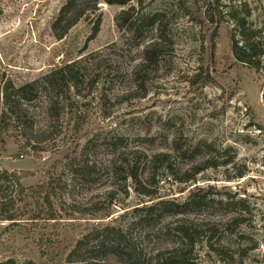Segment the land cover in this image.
<instances>
[{
	"label": "rangeland",
	"instance_id": "rangeland-1",
	"mask_svg": "<svg viewBox=\"0 0 264 264\" xmlns=\"http://www.w3.org/2000/svg\"><path fill=\"white\" fill-rule=\"evenodd\" d=\"M66 1L0 0V115L7 82L19 87L79 58L83 75L81 92L72 90L60 102L61 132L40 143L38 157L18 155L24 141L19 130L3 135L0 167L31 175L21 180L24 191L13 182L4 190L13 204L4 215L0 212V261L67 264L79 238L111 225L128 234L139 264L175 249L192 250L187 257L194 264H264V55L255 71L237 62L232 51L233 38L241 41V20L260 32L256 40L264 50V0H221L218 29L193 18L190 8L200 7V0H186L188 7L182 0H131L127 5L98 0L96 9L59 40L52 24ZM132 6L137 19L163 14V32L150 24L136 34L120 27L117 15ZM162 36L166 50L145 74L140 90L133 69L145 45L163 41ZM50 95L42 88L28 103L36 128H51ZM176 140L184 149L201 143L198 158L235 159L187 183L161 168L152 186L157 196L184 200L200 187L211 198L236 204L206 202L188 214L147 215L145 205L154 201L125 184L110 163L120 153L122 160L141 156L144 162L146 155L170 152L172 165L186 169L194 158L179 155ZM83 152L91 166L88 175L80 168L86 161ZM242 170L244 176L238 177ZM44 182L53 190L50 201L34 195ZM226 192L234 197L228 199ZM51 212L56 219H49ZM10 213L14 221L5 219ZM235 216H240L239 223H231ZM181 227L197 230L193 249ZM91 242L74 264H91L87 262L101 256L97 241Z\"/></svg>",
	"mask_w": 264,
	"mask_h": 264
},
{
	"label": "trees",
	"instance_id": "trees-1",
	"mask_svg": "<svg viewBox=\"0 0 264 264\" xmlns=\"http://www.w3.org/2000/svg\"><path fill=\"white\" fill-rule=\"evenodd\" d=\"M110 5H127L131 0H104ZM183 5L188 7L186 0H182ZM201 6L194 9L190 8L193 18L199 22L204 21L218 29L219 23L223 19V13L220 9L221 0H200ZM92 4V6H91ZM98 0H67L61 7L58 15L56 16L52 29L57 39H63L83 17L87 16L88 11L96 9ZM196 7V6H195ZM135 7H131L127 10H122L116 17L120 27L130 34L142 33L146 25H154L160 28L161 32L164 30L163 14L157 13L143 19H137L134 17ZM240 29L241 41L233 38L232 51L234 58L237 62L248 66L249 68L259 71L261 68V57L264 55L262 44L256 39H260L259 31H251L246 27L245 20L238 22ZM99 22L94 27L93 34L96 35L99 31ZM215 33V32H214ZM163 41H152L145 45L142 52L141 61L134 67L133 76L135 82L139 85V89L144 87L145 74L151 70L155 65L159 57L166 50L164 41H167L166 36H162ZM82 58L75 61H66L62 64L56 65L48 73L42 77L35 79L22 86L16 87L12 82H7L3 89V103L5 106L4 111L0 115V153L3 148V135L10 129L19 130L20 136L24 141L20 140V147L18 155L27 154L39 156L40 143L54 139L57 134L61 132L60 114L61 109L60 102L69 98L72 90L76 93H80V84L83 80L81 73ZM96 81V80H95ZM42 88H48L51 92L47 102V114L51 120V128H36L35 126V114L31 111L28 103H30L37 96L38 92ZM139 94V90L135 92ZM145 95V94H144ZM143 95V97H145ZM176 147L174 150L181 156L193 157V163L186 169H179L172 165L170 162L171 153L163 152L153 156H144V162H140L141 156H136L132 161L127 156L122 160L118 158L111 161L110 166L114 169L124 181L125 184L130 183V187L140 195L149 197L153 200L151 204L145 205L144 211L147 215L156 214L158 218L165 217L166 215H180L191 213L198 208H201L205 203L212 205L229 207L236 204L234 200L223 202V200H217L209 196L210 191L204 188L196 187V191H192L184 200L180 198H173L170 200L161 199L157 196L156 190L152 188L155 183V179L159 169L164 168L170 175H173L178 181L187 183L194 181L196 176L202 171L210 167L226 166L233 163L235 157H231L228 160L220 162L214 157L198 158L202 155V144L197 143L194 146L185 147L182 146L181 141H175ZM87 147V146H86ZM85 163H81L82 173L88 175L91 170V166L87 161V158L82 153ZM122 157V156H121ZM198 158V159H197ZM79 168V167H78ZM146 168L150 171L147 172ZM78 171V170H77ZM244 170L240 171L238 177L244 176ZM31 175L28 172L20 174L18 172H9L8 170L0 167V212L4 215V212H8V206L13 204V200L6 198L4 190L9 188L7 185L13 182L20 191H24L25 188L21 184V180L24 176ZM147 180L146 182H143ZM128 186L124 187V191L128 193ZM49 183L38 184L34 188V195L38 197L44 196V199L50 201L52 195ZM45 194V195H44ZM228 199H232L234 194L232 192H226ZM209 198V199H208ZM83 210V208H81ZM95 210H98L95 208ZM56 215L51 212L49 219H56ZM5 219L14 221V214H7ZM240 216L232 217L231 223H239ZM181 232L184 237L190 241V248H194L197 239L195 235L198 234L197 230H191L190 228L181 227ZM92 240H96V250L101 255L96 260L89 261L87 263H99L101 260H108L110 264H139L137 260L136 250L131 246L128 240V234L124 233L119 227L111 225H103L96 227L89 233L85 234L82 238H79L75 244V247L69 252L66 257L67 264H74L78 261V253H80L85 246L92 243ZM188 251H181L177 253L176 249L171 252H164L157 254V258L153 262L152 258L148 264H194L189 257ZM111 260V261H110ZM88 261V260H87ZM0 264H35L33 260H27L24 262H18L14 258H8L0 261Z\"/></svg>",
	"mask_w": 264,
	"mask_h": 264
}]
</instances>
